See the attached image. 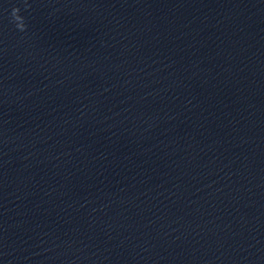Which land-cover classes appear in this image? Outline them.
<instances>
[{"label": "water", "instance_id": "water-1", "mask_svg": "<svg viewBox=\"0 0 264 264\" xmlns=\"http://www.w3.org/2000/svg\"><path fill=\"white\" fill-rule=\"evenodd\" d=\"M28 4L0 0V264H264V0Z\"/></svg>", "mask_w": 264, "mask_h": 264}, {"label": "clouds", "instance_id": "clouds-1", "mask_svg": "<svg viewBox=\"0 0 264 264\" xmlns=\"http://www.w3.org/2000/svg\"><path fill=\"white\" fill-rule=\"evenodd\" d=\"M25 10H27L30 5L28 4V0H23ZM21 9L18 6H14L11 9L10 17L11 21L14 23L17 30L23 32L27 29V24L25 23V18L20 14Z\"/></svg>", "mask_w": 264, "mask_h": 264}]
</instances>
